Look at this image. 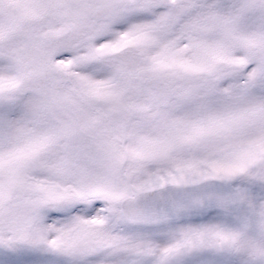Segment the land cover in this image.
I'll return each mask as SVG.
<instances>
[{
  "label": "snow or ice",
  "instance_id": "1",
  "mask_svg": "<svg viewBox=\"0 0 264 264\" xmlns=\"http://www.w3.org/2000/svg\"><path fill=\"white\" fill-rule=\"evenodd\" d=\"M0 264H264V0H0Z\"/></svg>",
  "mask_w": 264,
  "mask_h": 264
}]
</instances>
